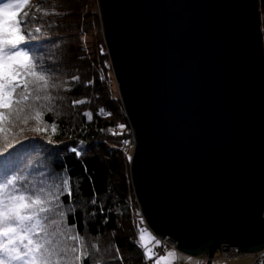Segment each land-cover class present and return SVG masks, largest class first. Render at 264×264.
<instances>
[{
	"label": "water",
	"instance_id": "95a60500",
	"mask_svg": "<svg viewBox=\"0 0 264 264\" xmlns=\"http://www.w3.org/2000/svg\"><path fill=\"white\" fill-rule=\"evenodd\" d=\"M135 196L182 254L264 249L259 0H99ZM222 253V252H221Z\"/></svg>",
	"mask_w": 264,
	"mask_h": 264
},
{
	"label": "trees",
	"instance_id": "16d2710c",
	"mask_svg": "<svg viewBox=\"0 0 264 264\" xmlns=\"http://www.w3.org/2000/svg\"><path fill=\"white\" fill-rule=\"evenodd\" d=\"M7 2L0 0V4ZM37 5L53 14L36 13ZM96 5L98 0H28L18 10V17L30 9L38 17L29 27H40L43 36L37 34L29 47L46 65L56 68L61 87L55 94L62 99L57 101L59 118L54 119L52 113L43 115L48 125H57L56 132L51 127L41 133L26 130L18 137L15 151L26 163L46 172L65 174L67 170L72 196L65 194L61 200L68 209L75 208L74 213L68 212L67 224H75L99 248V253L88 249L91 255L85 264L97 255L104 264H155V256L148 259L137 243L141 213L132 183L129 157L133 154L130 143H125L131 132L118 113L119 108L124 110L123 103L110 88L114 72ZM259 10L264 46V0H259ZM80 100L88 102L73 105ZM86 112L91 113V120ZM34 124L29 121V127ZM73 148L81 154L76 155Z\"/></svg>",
	"mask_w": 264,
	"mask_h": 264
},
{
	"label": "snow or ice",
	"instance_id": "6c2138e0",
	"mask_svg": "<svg viewBox=\"0 0 264 264\" xmlns=\"http://www.w3.org/2000/svg\"><path fill=\"white\" fill-rule=\"evenodd\" d=\"M27 3L9 0L0 4V264H85L91 255L88 249L99 253V248L81 235L75 224H67L68 212H75L61 200L65 194L72 196L67 170L65 174L46 172L26 163L15 151L18 137L26 130L41 133L51 127L56 132L55 123L48 125L43 120L45 113H52L54 119L61 115L57 101L62 98L55 94L61 87L56 82V68L46 65L29 47L37 34L43 36L40 27H29L38 17L31 9L17 16ZM35 12L53 14L39 5ZM72 79L78 81L79 77ZM99 111L103 114L105 110ZM85 115L92 119L91 113ZM29 121H35L34 126L29 127ZM71 151L81 154L76 148ZM75 186L78 189L79 185ZM146 232L140 230L137 243L152 259L155 253L144 244ZM168 258L180 259L175 252H169ZM166 259L157 258L155 264H165ZM90 264L104 261L97 255Z\"/></svg>",
	"mask_w": 264,
	"mask_h": 264
},
{
	"label": "rangeland",
	"instance_id": "374dc122",
	"mask_svg": "<svg viewBox=\"0 0 264 264\" xmlns=\"http://www.w3.org/2000/svg\"><path fill=\"white\" fill-rule=\"evenodd\" d=\"M94 10H96V11L99 10L97 5L94 7ZM113 77H114V80H112V85L110 86V88H111V90L114 91V94L116 96L119 95V97H120V93H119V89H118V83L116 81L114 73H113ZM120 99H121V97H120ZM123 108H124V106H123ZM118 113L121 114L122 116H124L126 121H127V123H128L129 131L131 132V135H130V138L127 139V142H128V144L130 143V148H129L130 149V153L133 154L134 148H135V143H134V140H133L132 125H131V123L129 121V118H128L126 112H125V109L122 110V108H119V112ZM140 213H141V211H140ZM140 219L141 220L138 221V227L140 228V230L141 229H146L147 230V232L145 233L144 244L147 247L152 248L153 253H156L155 250H154V246H157L160 243V240L150 230V228L148 227V225H147L145 219L142 217V215H141ZM148 232H150L152 234V237H151L150 233H148ZM139 234H140V231H139ZM170 239H172V238H170ZM155 241H158L159 243L157 244ZM169 252H175V251L166 249L165 252L161 256L160 255L157 256V254H155L154 256H155L156 259L157 258H167L165 264H177L178 262H182V263H185V264H201L199 258H193V257L187 256V255L182 254V253H180V254L177 253V255L180 257V259L174 261L172 258H168V253ZM219 254H221V252ZM254 258H255L254 254H249L248 256H244V257H241V258H233L232 260H228V261H225V262L213 261L212 264H251V262L254 260Z\"/></svg>",
	"mask_w": 264,
	"mask_h": 264
},
{
	"label": "built area",
	"instance_id": "2783aa9c",
	"mask_svg": "<svg viewBox=\"0 0 264 264\" xmlns=\"http://www.w3.org/2000/svg\"><path fill=\"white\" fill-rule=\"evenodd\" d=\"M124 109H125V107H124ZM132 134H133L134 143L136 145V137H135L134 129L132 131ZM159 240H160V243L157 246H154V250L156 252L155 254H157V256L158 255L161 256L166 249L175 251L178 254L181 253L178 249L177 243L174 242L169 237L159 238ZM221 252H222L221 254H219L220 252L217 253L212 258V261L225 262L228 260H232L233 258H241V257L249 255V253H244V252L238 251L237 247H230L229 250H222ZM254 255H255V258L251 262V264H264V249L261 250L260 252L256 253V254H254ZM199 259H200L201 264H207V262L210 260L209 256H207V255L202 256ZM177 264H185V263L178 262Z\"/></svg>",
	"mask_w": 264,
	"mask_h": 264
},
{
	"label": "bare ground",
	"instance_id": "6f19581e",
	"mask_svg": "<svg viewBox=\"0 0 264 264\" xmlns=\"http://www.w3.org/2000/svg\"><path fill=\"white\" fill-rule=\"evenodd\" d=\"M98 1H99V0H98ZM98 8H99V10H100V4H99ZM262 30H263V29H262ZM164 252H165V251H164ZM164 252H163V253H164Z\"/></svg>",
	"mask_w": 264,
	"mask_h": 264
},
{
	"label": "crops",
	"instance_id": "0c3cea01",
	"mask_svg": "<svg viewBox=\"0 0 264 264\" xmlns=\"http://www.w3.org/2000/svg\"><path fill=\"white\" fill-rule=\"evenodd\" d=\"M148 233H150V232H148ZM150 235H151V237H152V234L150 233Z\"/></svg>",
	"mask_w": 264,
	"mask_h": 264
}]
</instances>
